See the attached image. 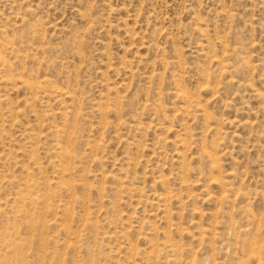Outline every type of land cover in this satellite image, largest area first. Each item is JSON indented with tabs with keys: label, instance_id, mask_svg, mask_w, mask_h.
Segmentation results:
<instances>
[{
	"label": "rangeland",
	"instance_id": "1",
	"mask_svg": "<svg viewBox=\"0 0 264 264\" xmlns=\"http://www.w3.org/2000/svg\"><path fill=\"white\" fill-rule=\"evenodd\" d=\"M0 264H264V0H0Z\"/></svg>",
	"mask_w": 264,
	"mask_h": 264
},
{
	"label": "bare ground",
	"instance_id": "2",
	"mask_svg": "<svg viewBox=\"0 0 264 264\" xmlns=\"http://www.w3.org/2000/svg\"><path fill=\"white\" fill-rule=\"evenodd\" d=\"M262 261V260H261Z\"/></svg>",
	"mask_w": 264,
	"mask_h": 264
}]
</instances>
